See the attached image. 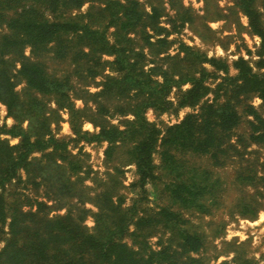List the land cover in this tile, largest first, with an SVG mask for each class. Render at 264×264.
<instances>
[{"label":"trees","instance_id":"1","mask_svg":"<svg viewBox=\"0 0 264 264\" xmlns=\"http://www.w3.org/2000/svg\"><path fill=\"white\" fill-rule=\"evenodd\" d=\"M125 1L126 4L119 0H0V102L15 121L29 123L27 129L20 128L18 132L16 125L10 130L0 127V243L4 242L0 264H177L173 259L180 255L171 250L172 245L163 246L159 252L152 251L147 259H140L139 251L126 244L124 238L131 226L135 228L132 234L144 239V243L155 230L164 229L170 233L169 240L179 238L177 245L183 251L198 253L203 248V237L184 226L187 221L183 215L193 211L208 213L217 201L210 192L215 184H210L208 171L190 167L183 155L189 152L205 155L221 166L222 156L229 158L226 156L229 151L237 154L239 148L252 144L264 147V115L248 102L258 96L264 105V73H254L249 64L240 59L234 63L238 74L223 78V82H214L212 88L205 82L202 70L192 73L179 70L175 74L174 68H162L158 63L165 58L147 67L145 47L151 52L152 47L167 44L165 38L153 43L152 36L144 31L147 27L163 30L158 26V12L152 8L147 14L137 0ZM86 2L98 5H91L85 15L75 18L68 15ZM245 11L252 31L262 39V57L264 23L257 12L250 8ZM111 28L112 38L108 36ZM132 33L140 37L141 46L135 45L130 37ZM27 47L35 55L51 51L55 58H70L84 82L101 77L98 92L77 90L91 98L93 107L89 108L85 98L79 96L84 108L76 109L72 99L78 92H72L74 87L69 78L49 75L41 63L23 55ZM162 53L166 52L158 55ZM181 53L189 68L219 63L187 45H181ZM104 56H112L113 60L103 61ZM17 63H20L19 69H16ZM257 65L264 69V58ZM106 68L109 74H105ZM18 77L26 85L23 99L16 91ZM185 84H189V88L183 90ZM173 93L174 100L170 97ZM210 94L213 99L208 98ZM47 99H53L58 109L68 110L75 134L81 132L79 129L85 121L99 127L100 132L93 137L109 143L107 157L117 148V143L128 141L131 144L128 157L136 167L137 183L143 188L161 180L168 203L158 211L141 212L133 207L123 208L122 196L104 192L96 198L101 206L95 214L93 232L82 225L81 217H74L71 212L49 217L45 202H38L39 210L35 212L31 209L24 212L21 203L14 198L16 195L8 190L18 179L20 169L35 162L41 181L50 179L46 177L50 164L75 173L83 169L81 155L71 154L66 142L54 139L50 130L53 118L47 116ZM186 107L192 108L193 113L180 124L167 127L164 133L145 116L148 109L160 115ZM127 115L133 119L126 121L123 130L108 122L112 116ZM243 115L254 118L249 122L245 140L236 135ZM3 134L20 137V143L11 146L2 138ZM158 151L159 167L153 163ZM36 152L40 153V158H32ZM260 166L264 169V162ZM156 169L165 180L155 174ZM261 174L250 176L244 169L239 179L250 183L257 180L264 190V170ZM60 190L56 187V196L63 195ZM51 195L47 198L59 200ZM186 263L201 264L191 258Z\"/></svg>","mask_w":264,"mask_h":264},{"label":"rangeland","instance_id":"2","mask_svg":"<svg viewBox=\"0 0 264 264\" xmlns=\"http://www.w3.org/2000/svg\"><path fill=\"white\" fill-rule=\"evenodd\" d=\"M119 1L126 4L125 0ZM137 1L145 13L150 14L152 8L158 12V26L163 30L159 31L150 27L144 30L145 33L152 36L151 41L156 43L158 39L165 38L167 40V44L152 47L151 52L145 47L147 67H152L154 66L152 63H157L159 59L165 58L158 63L162 68H174L175 74L179 70H183V72L188 70L191 73L202 70V74L206 77L205 82H209L212 88L215 87L216 83L214 82H223V78L235 77L238 74L234 63L240 59L246 61L254 73H264V69H260L257 65L260 59L264 58V56L261 57L263 54L261 53L263 51L261 50L262 39L252 31L249 16L245 11L250 8L257 12L258 18L264 23V0ZM91 5L98 4L86 2L80 9L71 10L68 15L72 18L85 15ZM3 31L6 30L3 29ZM112 32L113 28L108 31V36ZM130 37L135 40V45L138 44L137 47L143 44L139 36L132 33ZM110 38L112 37L110 36ZM181 45L192 47L208 59H215L219 63L217 66L213 63H204L189 68L187 61L182 60L184 54L181 53ZM31 52V48L27 47L24 49L23 55L31 61L41 63L49 75L56 78H69V83L74 87L72 92H78V96L73 95L72 99L76 109L84 108V101L79 96L85 98L89 108L93 107L91 98L77 90L85 88L90 93L98 92L100 90L98 84L102 81L101 77L96 78L95 81L84 82L77 75L79 73L76 72L75 64L70 58H55L51 51L40 52L36 55ZM160 52L166 53L158 55ZM112 60V56L103 57V61ZM19 68L20 63H17L16 69ZM109 73L106 68L105 74ZM15 80L17 82L16 91L23 99L27 93L26 85L19 77ZM88 83L89 86L85 87ZM182 87L183 90H186L189 88V84ZM170 97L174 100V93ZM44 98L46 100V97ZM208 98L213 99L214 96L210 94ZM47 102V116L53 118L50 130H52L54 139L66 142L71 154L81 155L83 169L75 173L69 170H59L55 165L50 164L46 173V177L50 178L48 181L38 179L40 173L35 162L28 168L20 169L18 179L12 182V186H9L8 190L16 195L14 198L21 203L24 212L30 209L35 212L39 210L38 202H45L48 206L49 217L63 216L71 212L74 217H81L82 225L89 232H93L96 225L95 214L99 212L98 206L100 205L96 198L104 192L122 196L123 208L133 207L141 212L145 210L155 212L159 207L168 203L161 180L156 181L154 185L146 184L143 188L137 183L136 167L128 157V150L131 146L128 141L117 143V148L107 157L105 152L109 143L93 137L100 132L99 127L95 128L90 121H85L79 129L81 132L75 134L71 130L68 110L58 109L53 99H49V101L47 99ZM248 102L257 112L264 115V105L260 97L253 96ZM191 113H193V109L189 107L179 110L172 109L160 115L154 110L148 109L145 116L148 122L155 124L164 133L167 127L180 124ZM132 119L131 115L112 116L108 122L123 130L126 121ZM253 119L252 116L243 115L236 135L243 136L245 140L250 130L249 122ZM28 124V121L22 123L15 121L8 114L7 107L0 102L1 128L10 130L16 125L19 129L15 131L18 132L20 128L27 129ZM2 138L11 146L18 145L21 139L10 134H3ZM235 141L236 137L232 142ZM50 151L48 150V152ZM239 151L237 154L229 151L226 155L229 158L222 156L221 166L216 165L213 159L205 155L190 152L183 155L184 162L190 167L208 171L211 175L210 184H215L211 187L210 192L217 201L214 206H211L208 213L201 214L193 211L183 215L187 221L184 226H187L191 233L199 234L204 239V246L198 253L181 250L177 245L180 242L179 238L175 236L169 240L170 233L164 229L155 230V233L144 243V239L132 234L135 228L131 226L124 242L139 251L140 259L142 257L147 259L152 251L159 252L163 246L167 248L172 245L171 250L177 251L180 255H176L173 259L177 264H185L188 258L198 260L201 264H264V190L257 180L250 183L239 179V175L244 169L250 176L262 175L261 172L264 169L260 165L264 162V147L252 144L246 148H239ZM40 156V153L37 152L32 154V158H40ZM153 163L157 167L161 165L159 151L154 154ZM156 170L155 174L165 180L161 171ZM60 175L61 177H58ZM56 187L61 188L62 196L55 195L57 194ZM48 195H51L52 198L56 196L59 200H50L47 198ZM5 231H8L7 225ZM3 247L4 242H1L0 251Z\"/></svg>","mask_w":264,"mask_h":264}]
</instances>
